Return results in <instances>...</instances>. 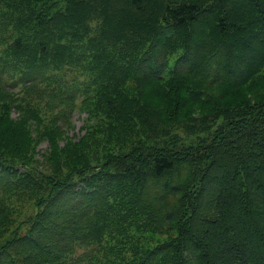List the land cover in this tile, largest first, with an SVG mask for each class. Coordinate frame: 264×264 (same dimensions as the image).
I'll return each mask as SVG.
<instances>
[{
    "label": "trees",
    "instance_id": "16d2710c",
    "mask_svg": "<svg viewBox=\"0 0 264 264\" xmlns=\"http://www.w3.org/2000/svg\"><path fill=\"white\" fill-rule=\"evenodd\" d=\"M0 45V264H264V0H0Z\"/></svg>",
    "mask_w": 264,
    "mask_h": 264
},
{
    "label": "rangeland",
    "instance_id": "374dc122",
    "mask_svg": "<svg viewBox=\"0 0 264 264\" xmlns=\"http://www.w3.org/2000/svg\"><path fill=\"white\" fill-rule=\"evenodd\" d=\"M3 48L4 47L0 45V53H1ZM0 56H1V54H0ZM10 72H12V69H10ZM15 75L16 74H14V76ZM149 82H150V85H145L142 90H143L144 94L146 95L148 101H150L151 104L156 106L157 101L161 100L163 97L162 94H163V91H165V86H164V84H161V83H158V84L153 83L152 84V81H149ZM19 90H21V87L19 89H15V91H19ZM246 91H247V89H242V88L231 91L221 101V104L229 107V106H233V105L241 104V103L245 102L247 97L245 99L244 92H246ZM256 97H257V99H260V98L264 97V93L263 92H257L255 98ZM13 117H17V113H14ZM86 119H87L86 114H82V113L76 111L72 115V119H71L73 127L68 128L69 130H67V135L71 138H78V137H81L82 135H84L85 130H83V127L85 125ZM60 144L63 145L64 142H61ZM48 148H49V143L47 141L40 142L38 145V148H37V154L39 153V156L37 158L42 160V155H44L46 153Z\"/></svg>",
    "mask_w": 264,
    "mask_h": 264
}]
</instances>
